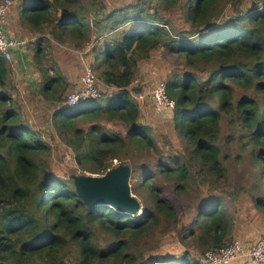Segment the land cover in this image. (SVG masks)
<instances>
[{
  "label": "trees",
  "instance_id": "16d2710c",
  "mask_svg": "<svg viewBox=\"0 0 264 264\" xmlns=\"http://www.w3.org/2000/svg\"><path fill=\"white\" fill-rule=\"evenodd\" d=\"M147 1H123L128 5L113 8L109 0L16 2L22 26L36 33L47 27L60 45L71 40L79 49L78 41L111 36L93 49L95 59L105 65L98 82L115 92L111 97L69 106L65 88L57 87L60 77L42 70L37 87L47 101L66 104L51 120L78 169L104 175L114 160L132 161L135 177H141L132 191L142 198V211L131 215L109 206L88 207L71 174L53 170V149L23 119L13 66L0 54V264H202L208 251L240 238L243 219L221 208L223 195L210 194L201 206L188 204L184 211L157 184L169 182L176 196L190 190L201 194L197 172L225 176L222 160L229 156L223 149L231 153V142L247 150L245 157L258 168L246 200L251 212L264 217V0H252L250 8L246 0ZM155 4L181 10L189 30L178 33ZM227 6L234 15L218 23ZM160 48L176 53L187 68L168 79L167 91L177 105L174 126L192 148L191 153L168 155L165 162L149 155L156 143L130 95L139 62ZM40 52L41 47L38 58ZM224 119L235 130L229 141L222 134ZM103 123L124 129V134L108 131ZM240 195L235 197L239 202ZM182 222H188L187 234L178 242L197 234L199 251L193 257L153 259L157 256L149 245L167 243ZM258 238L243 243L252 246Z\"/></svg>",
  "mask_w": 264,
  "mask_h": 264
},
{
  "label": "rangeland",
  "instance_id": "374dc122",
  "mask_svg": "<svg viewBox=\"0 0 264 264\" xmlns=\"http://www.w3.org/2000/svg\"><path fill=\"white\" fill-rule=\"evenodd\" d=\"M10 1L12 2V5L10 6L6 29L12 36L20 37L29 42L25 55L27 56V61L31 64L29 69L24 71L15 66L13 63L15 59L12 58L7 60L10 66L12 64L14 65L15 73L13 72L14 76L12 74V77L14 78L17 90L15 93L16 105L19 106L20 111L23 114V119L29 123L31 128L41 132L43 139L50 143L53 149L51 166L58 175H66V177H68L70 174L80 173L93 176L90 173L83 172L81 169L77 168L72 150L64 145L57 136L51 119L52 114L58 107L67 104L68 95L81 88L85 69L90 67L95 76H99L101 69H103L105 65H103L100 60L95 59V51L93 49L97 48L100 42H108L111 36H104L103 39L101 38L98 42L95 41L96 36H92L90 42L86 39L83 43L78 41L81 45V48L79 49H76L77 45L74 47L72 46L71 40L60 45L56 40L54 41L49 34L50 30L47 27L45 30L36 33L34 31L31 32L26 27L22 26L21 23L18 22V15L15 11V6H17L16 2L18 0ZM114 1L115 2L113 3L112 0H109L112 8L126 6L128 4L124 2L129 0ZM136 1L142 3L148 2L147 0ZM246 1L247 8H250L255 2L252 0ZM155 7L158 8L159 6L155 4ZM159 8L160 15L162 14L166 20L172 22L178 33H185V30H189L187 29L189 28V24L184 22L181 10L176 8L171 11H166L161 7ZM233 15V9L230 6H227L218 23L223 22ZM92 20L93 18L90 17V27H92ZM39 47H41L40 58H38L36 54ZM186 69L184 60L177 57L176 53L169 52L166 48H160V50L152 52L150 57L144 61H140L135 69L130 95L139 105L142 116L141 122L151 129L157 149H153L151 152L152 154L149 153V155L155 160H162L165 162L167 161V156L170 154L182 155L183 153H191L192 148L189 145V142L180 134L173 123V112L177 108L176 101L170 98L168 94L170 104L173 106H170V109H165L154 99L155 94L157 93L156 89L160 84H164L165 88H167L168 79L182 75ZM41 70L51 77H60V84L57 85V87L58 90H64L65 88L66 93L63 97L66 104L51 103L39 94L37 85L41 86L42 84L43 78ZM96 84L102 91L103 98L111 97V95L115 93L114 91L111 92L105 85H103V82L99 84L97 80ZM233 122H235V120ZM103 126L110 132L114 131L124 134V129L120 127H113L107 123H103ZM229 126L230 123L226 124V119H224L222 123V134L226 136L227 141L231 140V135L235 132L234 128ZM246 146L248 147V145ZM228 147H230L231 153H226L223 149L224 154L229 156L228 159L225 158V160H222V164L226 170L225 176L219 178L217 175L213 176L207 173L203 174L202 172H197L198 187L202 188L201 194L193 195L192 190H190L189 194L176 196L171 190H169L171 184L167 181H165V183L159 182L157 187L161 189L166 198H169L173 203L177 204L179 206L178 208H183L184 211H187L186 205L188 204L195 205V209L198 206H201L205 199L211 196L210 194L223 195L226 202L221 208H224L233 217H237V220H239V217L243 219L239 228L240 238H236L235 236L233 242L238 241L242 243L245 246V249L248 250L251 244H245L243 241H251L264 235V217H259L256 213L251 212L254 209L251 208L249 201L246 200V196L251 194V192H247V189L250 187L249 184L253 183L254 180H257L259 171L254 165V161L251 160L249 156L245 157L247 150L242 147L240 148V146L232 142ZM122 163L129 164L132 169L134 168L131 164L132 161ZM117 165H119V163L116 160V163L113 162V167H116ZM95 176L101 177L103 175ZM140 179L141 177L139 175L135 177L133 169L131 177L132 187L133 184L137 183ZM237 194H241L239 196V199H242L241 202L235 198ZM137 197L140 202H142V198L139 196ZM182 205L185 206L182 207ZM187 223L188 222L179 223V226L175 230V237L172 236L169 238L167 243H158L156 246L155 244L149 245L150 249L153 247L152 253L157 256L153 257V259L164 260L170 258L166 257L168 254L174 256L187 254L189 257H193L194 252L199 251V249L196 248L200 245L198 240L199 235L197 236V234L185 238L186 242L184 244L178 242V237L180 238L187 234V226H185ZM196 233H198L197 230ZM202 264H207L205 259ZM233 264H250V262L245 256L237 263L234 262Z\"/></svg>",
  "mask_w": 264,
  "mask_h": 264
},
{
  "label": "built area",
  "instance_id": "2783aa9c",
  "mask_svg": "<svg viewBox=\"0 0 264 264\" xmlns=\"http://www.w3.org/2000/svg\"><path fill=\"white\" fill-rule=\"evenodd\" d=\"M11 5L10 0L0 1V54L5 60L14 59L16 53L25 52L28 47L27 40L20 37H9L8 35L6 25ZM96 77L92 68H87L82 79V88L68 95L67 105L77 106L99 99L102 91L96 84L98 80ZM156 91L154 98L156 102L161 107L170 109V106L173 105L170 104L167 88L164 84H160ZM114 162L116 163V160ZM245 256L250 264H264V235L260 236L248 250L245 249L242 243L235 241L219 250L208 251L205 254V262L207 264H233Z\"/></svg>",
  "mask_w": 264,
  "mask_h": 264
},
{
  "label": "water",
  "instance_id": "95a60500",
  "mask_svg": "<svg viewBox=\"0 0 264 264\" xmlns=\"http://www.w3.org/2000/svg\"><path fill=\"white\" fill-rule=\"evenodd\" d=\"M132 167L119 164L101 177L74 173L71 178L78 196L88 207L109 206L118 212L137 215L141 202L132 191Z\"/></svg>",
  "mask_w": 264,
  "mask_h": 264
},
{
  "label": "crops",
  "instance_id": "0c3cea01",
  "mask_svg": "<svg viewBox=\"0 0 264 264\" xmlns=\"http://www.w3.org/2000/svg\"><path fill=\"white\" fill-rule=\"evenodd\" d=\"M16 54H19V53H16ZM20 54H23V55H16V57L14 58L15 60H14L13 63L15 64V66L17 68L23 69L24 71H27L29 69V67L31 66V64L27 61L28 59H27V56L25 55V52H22ZM12 66H13L12 69L14 71V65L12 64ZM14 73H15V71H14ZM82 86H83V83H82ZM82 86H81V88H82Z\"/></svg>",
  "mask_w": 264,
  "mask_h": 264
},
{
  "label": "clouds",
  "instance_id": "9594fccd",
  "mask_svg": "<svg viewBox=\"0 0 264 264\" xmlns=\"http://www.w3.org/2000/svg\"><path fill=\"white\" fill-rule=\"evenodd\" d=\"M29 43V42H28Z\"/></svg>",
  "mask_w": 264,
  "mask_h": 264
}]
</instances>
